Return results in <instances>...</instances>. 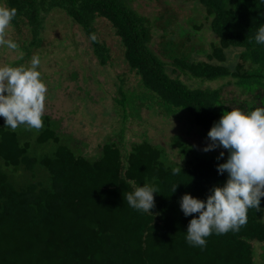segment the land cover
<instances>
[{"label": "trees", "instance_id": "obj_1", "mask_svg": "<svg viewBox=\"0 0 264 264\" xmlns=\"http://www.w3.org/2000/svg\"><path fill=\"white\" fill-rule=\"evenodd\" d=\"M16 8L11 22L32 35L30 48L42 43L46 18L65 13L84 32L102 66L110 60L100 41L97 21L107 20L120 39L130 70L153 104L168 115L185 113L208 134L214 122L232 105L248 111L264 100V45L254 39L264 24V0H197L217 42L207 60H194V35L181 28L163 29L161 53L153 49L154 25L129 0H0ZM199 24V23H198ZM194 24L198 33L203 25ZM240 50L234 69L226 65L227 51ZM205 52L201 48L198 53ZM216 61L217 63H215ZM173 73L203 81L231 79L244 90V100L231 105L222 89H194ZM123 94L118 103L134 108L135 98ZM126 112V110H125ZM39 130L4 128L0 117V264H257L254 244L264 247V211L250 208L239 231L213 233L206 247H192L185 236L189 221L179 207L184 194L204 200L214 186L225 158L199 152L181 137L172 140L179 160L166 148L146 139L128 148L122 135L106 141L98 156L81 153L60 122L43 115ZM173 167L181 172L172 174ZM151 184L154 208L143 213L130 208L124 197L137 185ZM178 184L175 193L173 185ZM260 208L264 210V197ZM264 258V254H263Z\"/></svg>", "mask_w": 264, "mask_h": 264}, {"label": "rangeland", "instance_id": "obj_2", "mask_svg": "<svg viewBox=\"0 0 264 264\" xmlns=\"http://www.w3.org/2000/svg\"><path fill=\"white\" fill-rule=\"evenodd\" d=\"M130 5L140 14L151 19L154 25L153 49L161 53L160 43L163 29L168 20L172 24L168 30L181 28L194 35L192 38L196 50L205 48V52L192 53L194 60H207L211 45L217 42L206 21V11L197 0H129ZM0 7H7L0 1ZM203 25V29L194 32V24ZM198 24V25H199ZM97 33L100 41L109 49L110 60L102 66L93 46L83 30L65 13L55 11L46 18L42 33V43L30 48L32 35L28 28L20 30L12 23L6 29V38L17 43L16 50L0 47V66L30 67L34 55H38L41 64L38 71L47 86L43 115H51L60 122V129L65 135H72L76 147L89 157L98 156L101 146L109 140H119L121 135L125 145L146 139L166 148L173 160H179L178 149L171 143L175 137H181L199 152L220 156L227 159V150L222 147L205 152L211 144L205 132L197 128L185 113L168 115L153 104L143 89L139 77L132 72L124 58L120 39L111 24L98 19ZM240 50L227 51L226 65L234 69L239 62ZM217 63L216 61H214ZM189 87L198 89H222L224 99L231 105L233 99L244 100V90L231 79L203 81L183 74L173 73ZM126 94L129 100L135 98L134 108L126 105V112L118 103ZM238 108L237 105H232ZM257 264H264V247L254 244Z\"/></svg>", "mask_w": 264, "mask_h": 264}, {"label": "clouds", "instance_id": "obj_3", "mask_svg": "<svg viewBox=\"0 0 264 264\" xmlns=\"http://www.w3.org/2000/svg\"><path fill=\"white\" fill-rule=\"evenodd\" d=\"M16 14L14 7H0V47L18 48L16 42L6 38V29ZM89 38L95 41L96 35L90 34ZM254 39L257 45H264V24L259 25ZM40 64V57L34 55L30 67L0 66V117L4 118V128L16 130L24 126L39 130L43 127L47 86L37 70ZM207 135L211 144L203 151L219 147L227 150L226 162L217 166L219 174L227 173V180L222 186L211 188L204 200L187 193L179 200L185 217L198 214L189 221L185 239L189 246L201 249L206 247V238L213 233L239 231L247 223L248 209L264 211L260 208L261 197H264V106L248 111L231 108L223 112ZM223 156L221 152L220 158ZM171 171L176 175L182 170L173 167ZM177 186L173 185V193ZM154 193L157 188L145 183L137 185L124 199L130 208L150 213L155 206Z\"/></svg>", "mask_w": 264, "mask_h": 264}]
</instances>
